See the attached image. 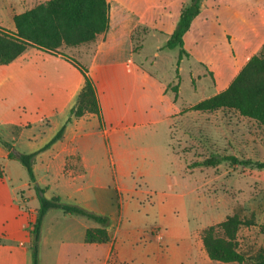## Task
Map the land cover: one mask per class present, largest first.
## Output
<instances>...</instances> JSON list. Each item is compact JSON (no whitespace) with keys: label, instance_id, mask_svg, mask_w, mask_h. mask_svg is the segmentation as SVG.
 Returning <instances> with one entry per match:
<instances>
[{"label":"crops","instance_id":"obj_1","mask_svg":"<svg viewBox=\"0 0 264 264\" xmlns=\"http://www.w3.org/2000/svg\"><path fill=\"white\" fill-rule=\"evenodd\" d=\"M107 1L110 6L109 26L104 33L96 36L95 48L89 58L77 54L74 60L61 52L51 54L66 63L69 76L60 75L63 87L59 90L60 96L57 97L58 94L55 98V104L38 100L35 111L38 116L36 120L52 130L41 140L38 149L68 118L69 110L84 82L75 63L87 62L84 67L96 89L102 113L101 122L94 114L72 118L66 124L62 137L36 157L46 160L44 179L41 181L47 187L46 196L58 195L63 202L75 203L106 216L109 220L106 226L109 240L86 242V230L98 227V223L81 215L51 208L41 223L38 264H240L210 259L202 242L200 247L194 242L187 222L185 227L182 223L178 224L179 216L173 214L170 204L168 210H162L159 214L158 221H143L132 212L129 213L131 201L124 203L120 196V203H114L112 196L113 192L136 191L133 185H118L115 189L105 183L91 181L93 171L98 166L91 160L103 155L98 150L88 149L93 136H100L96 129L109 130L108 137L117 140L153 120L149 102L144 103L134 95L140 82L149 85L155 77L142 69L134 59V29L140 25L148 26L155 32H164L168 38L176 25L181 7L188 2ZM118 7L124 12L122 16L116 12ZM183 41L188 56L180 60L179 68L184 60L195 59L201 74L190 71V78H196L199 81L196 83L197 88L204 89L206 97L202 99L221 92L264 43V0H201L199 13L192 20ZM28 48L31 50L27 51ZM28 48L14 60L42 53L38 48ZM167 84H161V95L169 91L164 92ZM178 88L175 100L169 91L172 102L179 99L180 86ZM147 95L145 93L144 98ZM179 111L183 109L179 107L167 114L168 126L170 115ZM10 124L18 125L14 122ZM20 125L21 128H29L31 123L25 121ZM80 143L84 144L83 148ZM5 156L6 149L0 144V162L4 168V177H0V264H31L29 244L38 200L28 182L12 186L7 172L8 164L5 166L3 162ZM73 157L83 160V172L65 167L66 159ZM54 160H58L56 165ZM131 165L135 167L136 164L131 162ZM119 170L123 176H130L129 172ZM138 170V175H145L144 171ZM161 203L162 207L166 206ZM136 212L139 213L137 207ZM159 221L164 226L163 230Z\"/></svg>","mask_w":264,"mask_h":264},{"label":"rangeland","instance_id":"obj_2","mask_svg":"<svg viewBox=\"0 0 264 264\" xmlns=\"http://www.w3.org/2000/svg\"><path fill=\"white\" fill-rule=\"evenodd\" d=\"M42 1L45 0H0V25L13 30L12 15ZM116 12L120 16L124 14L119 7ZM133 33L136 63L155 75L149 85L140 82L134 95L144 103L149 102L151 118L155 122L151 120L131 130L132 134L117 140L108 137L109 130L96 129L100 136H93L88 149L100 151L103 158H92L91 161L98 166L93 171L91 181L105 183L115 189L118 185H133L136 191L113 192L112 196L114 203H120V196L124 203L131 201L129 213L143 221H158L159 214L162 210H168L170 204L173 214L179 216L178 224L182 223L185 227L187 222L198 247L202 242V230L223 221L227 215L235 213L249 220L251 224L239 226L236 243L237 249L246 257L240 264H256L258 255L264 254V167L231 164L230 161H222L215 166L195 164L213 154L264 162L262 126L232 109L188 110L192 103L206 97L204 89L196 86L199 81L190 78V71L201 74V68L193 58L181 63L179 99L172 102L169 91L173 94L171 86L177 82V49L164 48L166 34L155 32L148 26L140 25ZM94 48L95 39L85 45H62L58 52L75 60L77 54L89 58ZM45 53L42 50V53L30 58L21 57L0 65V139L24 153L35 150L52 131L36 120V105L39 101L55 104V98L63 87L60 75L69 76L66 63L52 53ZM86 64L82 66L86 67ZM164 83H168L164 92L169 91L161 95L159 90ZM145 93L148 94L146 98L143 96ZM179 107L183 111L170 115L168 126L167 114ZM25 121L31 123L29 128H21L20 124ZM11 122L18 125L12 126ZM28 137L31 140H27ZM83 146L80 143V147ZM45 161L35 156L32 164L35 182H39L40 187H44L41 181L44 179ZM54 161L56 165L58 160ZM3 162L5 166L8 164L7 172L12 186L28 182L33 189L25 166L19 160L9 158L7 150ZM131 162L136 164L135 167ZM65 167L78 172L85 169L83 160L78 157L66 159ZM118 167L129 172L130 176H123ZM137 168L145 175H138ZM161 202L166 206L162 207ZM162 225L160 222L163 230Z\"/></svg>","mask_w":264,"mask_h":264},{"label":"trees","instance_id":"obj_3","mask_svg":"<svg viewBox=\"0 0 264 264\" xmlns=\"http://www.w3.org/2000/svg\"><path fill=\"white\" fill-rule=\"evenodd\" d=\"M200 3L201 0H188L181 7L176 25L164 43V48L178 51L175 69L177 82L171 86L174 100L177 98L180 81L179 63L183 57L188 56L184 48L183 36L194 17L199 13ZM109 8L107 0H45L29 9L14 13L12 16L14 30L0 25V65L12 62L28 47L55 54L62 45L77 46L93 41L98 34L108 29ZM75 64L84 82L75 103L69 110L68 118L58 131L43 146L29 153L21 152L11 143L0 139V143L7 150V156L19 160L25 166L39 202L29 244L31 264H38L41 223L45 213L51 208L60 209L67 214L81 215L98 223V227L86 230V242L109 240L106 230L109 220L106 216L87 210L75 203L63 202L58 195L46 197L47 187H40L35 182L32 167L34 157L62 137L66 124L72 118L94 114L101 122L102 113L93 80L84 66L80 63ZM224 108L232 109L241 116L253 119L264 130V43L247 60L224 90L194 103L187 109L213 111ZM222 161H230L231 164H251L257 168L264 167V162L220 154H213L201 162H196L195 165L215 166ZM0 177H4L1 162ZM251 223L234 213L227 215L223 221L215 225L205 227L201 235L208 257L214 261L243 263L246 257L237 249L236 233L240 225ZM256 264H264V254L258 255Z\"/></svg>","mask_w":264,"mask_h":264}]
</instances>
